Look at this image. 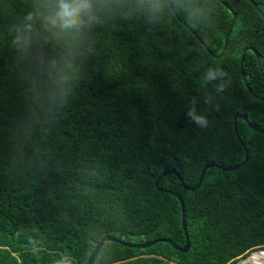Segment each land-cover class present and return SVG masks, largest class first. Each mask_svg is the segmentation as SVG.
I'll list each match as a JSON object with an SVG mask.
<instances>
[{
    "label": "trees",
    "instance_id": "16d2710c",
    "mask_svg": "<svg viewBox=\"0 0 264 264\" xmlns=\"http://www.w3.org/2000/svg\"><path fill=\"white\" fill-rule=\"evenodd\" d=\"M52 0H0V264H235L264 248V0H93L61 32L25 17ZM255 4V5H254ZM257 7V8H256ZM234 29L222 57L229 28ZM30 37L26 46L17 36ZM256 54L244 73L264 99ZM215 78L209 80V72ZM204 117L206 124L195 116ZM148 255L146 259H140Z\"/></svg>",
    "mask_w": 264,
    "mask_h": 264
},
{
    "label": "water",
    "instance_id": "95a60500",
    "mask_svg": "<svg viewBox=\"0 0 264 264\" xmlns=\"http://www.w3.org/2000/svg\"><path fill=\"white\" fill-rule=\"evenodd\" d=\"M222 3L225 5V2L224 0H221ZM169 3L170 5L172 6V0H169ZM255 5V4H254ZM257 8V7H256ZM258 12L264 17V14L263 12L257 8ZM237 20V15L234 14V19H233V22L229 28V31H228V34H227V37H226V40H225V46H224V49L222 50V52L219 54V55H214L215 57H222L225 53V50H226V47L228 45V41H229V38H230V35L232 34V31L234 29V26H235V22ZM250 50V51H253L256 56H257V59H258V62H259V67L260 69L262 70V63H261V59H260V56L258 55L257 51L253 50V49H245L244 50V54L242 55L241 57V73H242V76H243V79H244V82H245V86L248 90V92L256 97L257 99L259 100H262L264 101L263 98L257 96L251 89V87L249 86V82L245 76V73H244V65H245V54L247 53V51ZM263 72V70H262ZM263 76H264V72H263ZM242 119L244 120L245 122H247L249 125H251L249 123V117L247 115V113H245L244 111H240L238 112L235 117H234V125H235V133H236V136H237V139L238 141L241 143V145L243 146L244 150H245V160L239 164V165H236V166H232V167H220V166H216L214 164H211L207 167H205L202 171V174L200 176V180H199V183L196 187H189L187 185H185L183 183V179L181 178V176L174 170L172 171H169V172H166L164 174H162L156 181V188L158 191H160L161 193H168V194H171L173 195L174 197H176L177 199H179L180 201V204H181V211H182V228H183V231H184V234H185V238H186V243L184 246L180 247V246H177L175 243H173L172 241H170L169 239H165V240H155V241H152V242H143V243H131V242H125V241H122L120 239H117L111 235H105L103 237V239L101 240V242L95 247V249L93 250V252L91 253L89 259H88V264H94L95 260L97 259V257L99 256V254L101 253L104 245L108 242H113V243H117V244H120L121 246H125L127 248H132V249H148V248H151L155 245H157L160 241H163L164 243H167V244H170L171 246H173L178 252H181V253H188L191 249V240H190V236H189V233H188V229H187V221H186V211H185V204H184V201L181 197V195H179L178 193H175V192H172L170 190H167V189H164L161 187V183L162 181L170 174H173L175 176H177L179 178L180 181H182L183 183V186L184 188L187 190V191H196L198 190L199 188H201L202 184H203V181H204V178H205V174L207 172L208 169H212L214 167H218L220 168L221 170L225 171V172H232V171H235L239 168H241L243 165H245L248 161H249V151H248V148L244 145L243 141H242V138L240 136V133H239V129H238V121ZM259 131V130H257ZM261 251H264V248L263 249H260V250H254V251H251L250 253H248L246 256H242V257H239L238 261L235 263V264H253V263H250L248 261L249 257L252 255V254H255V253H259Z\"/></svg>",
    "mask_w": 264,
    "mask_h": 264
},
{
    "label": "clouds",
    "instance_id": "9594fccd",
    "mask_svg": "<svg viewBox=\"0 0 264 264\" xmlns=\"http://www.w3.org/2000/svg\"><path fill=\"white\" fill-rule=\"evenodd\" d=\"M93 9V0H52L44 10L38 6L25 17V31L30 32L33 22L37 19L41 20L46 28L53 30L61 32L79 30L93 19ZM29 39L27 35L17 36L16 43L23 47L27 45ZM207 78L214 79L215 74L210 71ZM189 115L195 116V110H191ZM195 120L201 124L207 123L204 117L195 116Z\"/></svg>",
    "mask_w": 264,
    "mask_h": 264
},
{
    "label": "bare ground",
    "instance_id": "6f19581e",
    "mask_svg": "<svg viewBox=\"0 0 264 264\" xmlns=\"http://www.w3.org/2000/svg\"><path fill=\"white\" fill-rule=\"evenodd\" d=\"M248 261L253 264H264V251L252 254Z\"/></svg>",
    "mask_w": 264,
    "mask_h": 264
},
{
    "label": "rangeland",
    "instance_id": "374dc122",
    "mask_svg": "<svg viewBox=\"0 0 264 264\" xmlns=\"http://www.w3.org/2000/svg\"><path fill=\"white\" fill-rule=\"evenodd\" d=\"M250 123V122H249ZM248 124V123H247ZM251 124V123H250ZM249 125V124H248ZM253 130H259V129H257V128H255V127H253V125L251 124V125H249ZM239 165V164H238ZM232 167V166H231ZM126 242H131V243H139V242H136L135 241V239H133L132 241H126Z\"/></svg>",
    "mask_w": 264,
    "mask_h": 264
},
{
    "label": "flooded vegetation",
    "instance_id": "af4514ba",
    "mask_svg": "<svg viewBox=\"0 0 264 264\" xmlns=\"http://www.w3.org/2000/svg\"><path fill=\"white\" fill-rule=\"evenodd\" d=\"M123 241V240H122ZM102 252V251H101ZM101 254V253H100ZM100 254H99V256H100ZM99 256L97 257V259L95 260V262H94V264H98L97 263V261H98V258H99ZM90 257V256H89ZM148 257V255H142L141 257H140V259H146Z\"/></svg>",
    "mask_w": 264,
    "mask_h": 264
}]
</instances>
